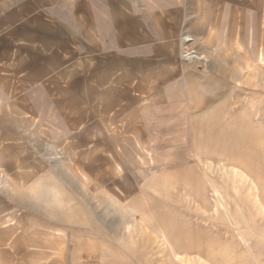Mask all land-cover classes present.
<instances>
[{
    "label": "rangeland",
    "instance_id": "1",
    "mask_svg": "<svg viewBox=\"0 0 264 264\" xmlns=\"http://www.w3.org/2000/svg\"><path fill=\"white\" fill-rule=\"evenodd\" d=\"M235 12L234 49L188 47L191 97L151 130L45 123L9 149L43 160L0 163V223L41 240L22 264H264V0Z\"/></svg>",
    "mask_w": 264,
    "mask_h": 264
},
{
    "label": "crops",
    "instance_id": "2",
    "mask_svg": "<svg viewBox=\"0 0 264 264\" xmlns=\"http://www.w3.org/2000/svg\"><path fill=\"white\" fill-rule=\"evenodd\" d=\"M237 2L0 0V163L42 162L8 154L38 145L45 123L142 133L177 114L198 61L186 50H233ZM37 239L0 223V264L33 258Z\"/></svg>",
    "mask_w": 264,
    "mask_h": 264
},
{
    "label": "bare ground",
    "instance_id": "3",
    "mask_svg": "<svg viewBox=\"0 0 264 264\" xmlns=\"http://www.w3.org/2000/svg\"><path fill=\"white\" fill-rule=\"evenodd\" d=\"M236 173V172H235Z\"/></svg>",
    "mask_w": 264,
    "mask_h": 264
}]
</instances>
